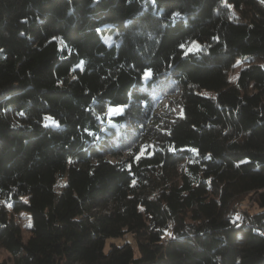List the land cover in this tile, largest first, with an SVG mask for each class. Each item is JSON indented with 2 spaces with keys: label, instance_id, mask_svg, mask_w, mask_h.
Returning a JSON list of instances; mask_svg holds the SVG:
<instances>
[{
  "label": "trees",
  "instance_id": "trees-1",
  "mask_svg": "<svg viewBox=\"0 0 264 264\" xmlns=\"http://www.w3.org/2000/svg\"><path fill=\"white\" fill-rule=\"evenodd\" d=\"M0 247L264 264V0H0Z\"/></svg>",
  "mask_w": 264,
  "mask_h": 264
},
{
  "label": "rangeland",
  "instance_id": "rangeland-1",
  "mask_svg": "<svg viewBox=\"0 0 264 264\" xmlns=\"http://www.w3.org/2000/svg\"><path fill=\"white\" fill-rule=\"evenodd\" d=\"M192 45H193V43H192ZM245 62H246L245 59H238L236 61V63L234 64V67H233L232 71H230L229 78H230L231 81H235L236 80L237 74L239 72V69L241 68V66H243L245 64ZM167 106H170L171 107V109L174 111L175 115L176 114L177 115H181L182 114V108H181V106L179 104H177V105L174 104L172 102V100L170 99V97L163 98V100L160 103V106L157 109V112L159 114L160 113H163L164 112V109H166ZM112 107H117V106H112ZM109 108H108V110H109ZM120 108H121V112H123V110H124L123 107H120ZM107 113H108V111H107ZM162 117H165V116H162ZM52 121H54V120H51V122ZM115 158L116 157H114V159ZM237 209H238V213H240V215L244 219L249 218V216L247 215L249 211H250V213L253 214L257 210H259V208L257 207V205L254 204V200H253V198H251V196L245 197V199L239 201L238 202ZM17 217H18L20 223L22 224L23 231H24V235H25V238H26L28 236V233H29V230H30V227H31V224H32L31 214L28 213V212H26V211H20L19 213H17ZM129 238H131V236H129ZM117 241H119V240H117ZM10 258H11L10 253L7 250H5L4 248H1L0 247V259H8L9 260Z\"/></svg>",
  "mask_w": 264,
  "mask_h": 264
},
{
  "label": "snow or ice",
  "instance_id": "snow-or-ice-1",
  "mask_svg": "<svg viewBox=\"0 0 264 264\" xmlns=\"http://www.w3.org/2000/svg\"><path fill=\"white\" fill-rule=\"evenodd\" d=\"M174 15L175 16H178L179 13H174ZM53 39H56V38L53 37ZM179 47L183 49L185 47V45L184 44H181V45H179ZM198 48H199V45L196 44L195 42H193V46L192 47H189L188 48V51L189 52H192L194 50H197ZM152 75H153V70L151 68H145L143 70V78L149 79V78H151ZM120 112H121V108L119 106H117V107H110L107 114H108V116L111 117V116H115L116 114H118ZM19 114L20 115H23V113H19ZM45 119L52 120L51 117H47V116L45 117ZM52 122L53 123H56L55 121H52ZM168 235H171V233H169Z\"/></svg>",
  "mask_w": 264,
  "mask_h": 264
}]
</instances>
